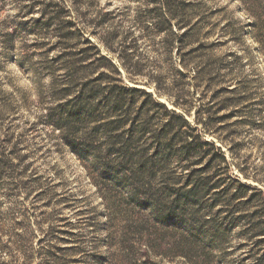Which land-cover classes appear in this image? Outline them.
Wrapping results in <instances>:
<instances>
[{
    "label": "rangeland",
    "instance_id": "374dc122",
    "mask_svg": "<svg viewBox=\"0 0 264 264\" xmlns=\"http://www.w3.org/2000/svg\"><path fill=\"white\" fill-rule=\"evenodd\" d=\"M191 1L206 6L202 16L210 24L193 39L203 43L192 60L204 70L193 88L196 106L228 116L215 123L226 143L207 138L226 153L220 167L233 192L236 180L264 191V0L250 11L241 0ZM146 3L0 0V264H264V236L247 231L250 221L208 222L238 201L229 196L213 209L204 205L202 218L169 220L161 180L105 172L93 155L71 146L72 134L55 126L64 101L52 89H62L61 58L87 46L82 36L121 68L119 54L126 58L136 74L122 69L129 86L170 109H177L175 98L189 99V80L174 70L180 67L173 39L155 32ZM49 17L59 19L48 25ZM220 66L229 67L222 85L215 80ZM187 119L196 126L194 111ZM253 204L236 215L260 210L258 199Z\"/></svg>",
    "mask_w": 264,
    "mask_h": 264
},
{
    "label": "trees",
    "instance_id": "16d2710c",
    "mask_svg": "<svg viewBox=\"0 0 264 264\" xmlns=\"http://www.w3.org/2000/svg\"><path fill=\"white\" fill-rule=\"evenodd\" d=\"M145 1L146 11L152 17V28L173 39L175 49H172L179 55L180 67H174L175 72L189 80V99L175 98L173 101V105L182 111L170 109L153 94L124 83L122 69L131 77L136 75L131 73L126 58L119 54L121 68L113 59L103 55L90 39L82 36L87 46L78 48V41L73 46L78 50L61 58L64 60L59 68L64 72L62 89L61 92L54 86L52 89L56 94L60 93L64 101L57 107L55 126L63 133L72 134L74 142L71 146L81 154L93 155L105 172L121 173L119 177L122 179L131 176L150 183L161 180L163 186L159 192L166 195L164 213L169 220L180 221L184 216L202 218L204 205L213 209L216 204L226 203L230 196L232 201H238L236 206L229 201L232 208L228 205L221 207L217 211L218 217L208 222L216 224L220 220L225 225L244 219L250 221L248 232L253 228L256 236H264V216L261 215L264 191L236 180L238 188L233 192L227 170L220 167V164L227 163L226 153L215 141L207 138L211 135L226 143L219 132L221 128L215 123L228 116L215 117L211 107L196 106L199 99L194 96L193 88L203 79L204 70L192 65V60L201 56L203 43L199 38L193 39L201 30L210 27L208 18L202 16L206 6L191 0ZM258 1L241 0L248 11ZM61 11L65 16L71 13L64 4ZM59 18L49 17L45 23L49 25ZM69 23L73 24L71 20ZM217 26H211L206 35H211ZM225 69L229 67L218 68L215 80L218 79L219 85L226 82V74L222 73ZM222 91L232 94L237 89L222 87ZM141 95L147 99L138 104ZM193 111L196 126L187 119ZM76 145L82 147L81 150H77ZM251 189V197L242 200ZM212 191L213 197L207 199ZM254 198L260 202L257 207L260 210L237 216L242 205H254ZM224 213L226 215L222 216ZM146 253L148 255V251Z\"/></svg>",
    "mask_w": 264,
    "mask_h": 264
}]
</instances>
